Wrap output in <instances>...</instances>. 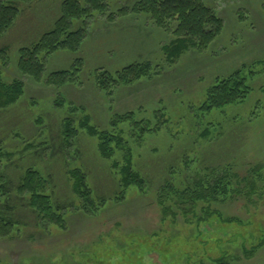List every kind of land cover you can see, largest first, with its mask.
Listing matches in <instances>:
<instances>
[{"label":"rangeland","instance_id":"rangeland-1","mask_svg":"<svg viewBox=\"0 0 264 264\" xmlns=\"http://www.w3.org/2000/svg\"><path fill=\"white\" fill-rule=\"evenodd\" d=\"M138 1L111 0L104 15L88 20L77 53L62 50L48 58L45 75L68 71L80 59L78 85L56 88L45 76L35 83L16 69L19 50L53 29L62 0H23L14 25L0 36L2 79L24 84L22 97L0 111V213L18 225L12 238H0V264H212L222 254L228 264H264L263 182L250 199L209 205L222 220L238 223L212 217L196 228L181 217L164 220L156 204L165 182L181 187L194 178V167L218 174L230 169L242 177L264 171V0H204L223 21V31L207 50H190L174 64L160 50L172 37L131 13ZM138 62L150 63L154 75L107 92L92 80L95 72L114 75ZM235 71L247 80V98L220 110L200 109L207 87ZM128 113L139 127L111 126L113 118ZM84 116L99 130L123 129L143 193L130 189L121 202H112L120 192L118 177L112 161L98 154L96 139L80 130ZM68 120L79 131L65 138ZM143 128L149 132L139 135ZM28 168L46 179L62 227L35 219L27 197L17 191ZM76 168L93 196L107 200L96 216L79 212L68 177ZM241 242L247 251L255 248L251 257Z\"/></svg>","mask_w":264,"mask_h":264},{"label":"trees","instance_id":"trees-1","mask_svg":"<svg viewBox=\"0 0 264 264\" xmlns=\"http://www.w3.org/2000/svg\"><path fill=\"white\" fill-rule=\"evenodd\" d=\"M111 0H62L60 16L54 23L51 31L42 35L35 43L25 49L19 50L16 69L21 76L41 83L45 82L56 88L66 85H78V75L81 73L80 59H76L68 71L55 72L45 75L47 60L58 51L77 53L87 35L88 20L94 15H104ZM23 0H0V36L9 30L15 23L19 13V5ZM264 11V4H263ZM121 12H124L121 10ZM131 13L147 18L156 29L172 38L160 50L163 58L169 64L177 62L190 50L205 51L220 36L223 31V21L215 12L206 6L204 0H139ZM2 63L1 65H4ZM154 67L147 62L134 63L114 75L95 72L92 80L103 91L111 87H126L138 83L151 74ZM78 78V79H77ZM247 80L239 71L232 72L227 77L216 78L204 91V101L200 109L206 112L224 109L242 103L250 94L251 89L246 84ZM24 84L21 80L13 79L6 83L0 72V111L15 104L23 95ZM133 113L118 115L111 121L112 127L128 124L137 126L140 122L133 120ZM71 121L63 124L65 138L75 136L79 129H72ZM80 130L97 141V151L101 158L112 161V169L118 177L119 194L112 202H121L127 190L136 189L143 193L144 181L140 174L133 168L132 151L126 147L123 129L117 131H102L90 123L88 116H84L78 123ZM139 127V126H137ZM133 128V127H132ZM134 129H129L133 132ZM148 129L140 130L139 135ZM207 133V132H206ZM205 133V135H206ZM204 135V136H205ZM1 153V152H0ZM120 154V160L114 158ZM185 170H188L184 165ZM189 168V167H188ZM194 178L185 179L183 185L178 187L172 182H165L156 193V204L162 218L168 217L173 221L181 217L187 224L199 225L212 217L220 218L221 222L238 223L236 219L222 220L221 217L210 212L209 205L225 203L238 198L250 199L258 192L257 183H264L262 168L252 170L249 175L241 176L228 169L222 174L214 170L205 169L202 172L193 168ZM192 171V170H191ZM72 192L79 198L78 209L81 214L88 217L97 215L102 210L107 200H98L91 192L86 182V177L80 169L68 171ZM17 191L27 197L28 209L35 214V219L46 221L59 227L63 226V217L60 210L53 204L47 194L48 183L36 170L28 168L18 179ZM3 179L0 178V196H2ZM200 214V217L198 216ZM194 221V222H193ZM18 227L14 219L5 217L0 213V238H12ZM264 239L261 238L260 246ZM245 257H251L255 248L247 251L243 242L239 245ZM212 264H228L227 256L222 254Z\"/></svg>","mask_w":264,"mask_h":264}]
</instances>
